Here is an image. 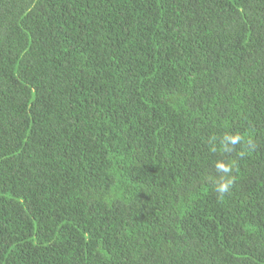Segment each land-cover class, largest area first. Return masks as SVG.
<instances>
[{
  "label": "trees",
  "instance_id": "obj_1",
  "mask_svg": "<svg viewBox=\"0 0 264 264\" xmlns=\"http://www.w3.org/2000/svg\"><path fill=\"white\" fill-rule=\"evenodd\" d=\"M0 264H264V0H0Z\"/></svg>",
  "mask_w": 264,
  "mask_h": 264
},
{
  "label": "clouds",
  "instance_id": "obj_2",
  "mask_svg": "<svg viewBox=\"0 0 264 264\" xmlns=\"http://www.w3.org/2000/svg\"><path fill=\"white\" fill-rule=\"evenodd\" d=\"M243 140V137L239 134H225L219 138V145L216 146V138L213 137L210 141L211 150L213 152L219 151H234L235 146L240 144ZM251 145V141L248 142ZM242 156L243 153H240ZM215 168L218 173V178L214 184V188L218 197L223 199L226 194H228L232 188L233 179V168L232 166L223 159H218L215 162Z\"/></svg>",
  "mask_w": 264,
  "mask_h": 264
}]
</instances>
